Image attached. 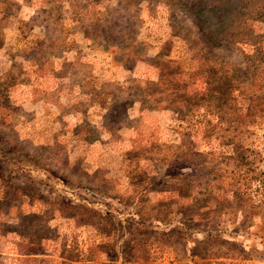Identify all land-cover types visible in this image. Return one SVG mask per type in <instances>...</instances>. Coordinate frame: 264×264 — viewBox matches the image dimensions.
<instances>
[{
  "label": "rangeland",
  "instance_id": "rangeland-1",
  "mask_svg": "<svg viewBox=\"0 0 264 264\" xmlns=\"http://www.w3.org/2000/svg\"><path fill=\"white\" fill-rule=\"evenodd\" d=\"M0 264H264V0H0Z\"/></svg>",
  "mask_w": 264,
  "mask_h": 264
}]
</instances>
